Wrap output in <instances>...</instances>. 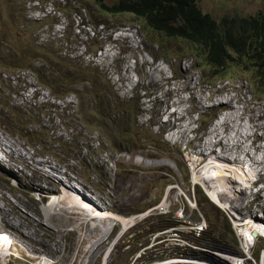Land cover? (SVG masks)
Masks as SVG:
<instances>
[{"label": "rangeland", "instance_id": "rangeland-1", "mask_svg": "<svg viewBox=\"0 0 264 264\" xmlns=\"http://www.w3.org/2000/svg\"><path fill=\"white\" fill-rule=\"evenodd\" d=\"M36 1L15 0L31 20L43 19L42 24L47 26L54 21L57 24L15 37L0 25V230L14 239L21 257L15 260L10 251L0 250V264H210L197 262L207 261L205 258L222 264H254L245 257L242 230L236 228L235 218H248L246 211L234 212L224 201L217 205L204 190V182L195 180L201 167L194 168L197 157L188 140L197 134L205 136L218 113L212 106L205 108L207 104H192L188 92H175L189 67L193 83L199 87L197 92H202L196 93V100L212 93L221 97L222 89L235 90L237 100H232V105L239 111H250L255 125L264 126V94L244 67L211 76L210 68L198 64L196 47L152 34L134 15L103 17L94 13V28H78V18L54 15L52 7H60L56 4L60 0ZM117 1L105 0L104 4L111 6ZM198 7L219 22L264 13V0H200ZM100 22L105 26L97 27ZM53 53H58L62 61ZM31 59L35 62L30 63ZM142 65L146 72L160 66L166 78L173 79L165 85L173 95L166 96L162 90L148 86L139 69ZM68 67L97 69L108 87L100 84L94 99L88 89L79 87L81 102L73 97L63 100ZM178 99L185 101V109L195 110L183 117L170 116ZM188 121L193 122L192 130L201 131L185 140L169 136L171 125L183 126ZM256 134L260 137L264 130ZM197 140L195 145H199ZM13 144L29 152L27 158L16 159ZM260 144L264 146V142ZM29 156L47 165L40 171ZM208 160L219 168L223 180L205 184L218 190L216 194L233 192L225 187L229 163L218 156ZM207 161L202 165L209 166ZM249 175L242 181L243 176L232 174L236 191L255 180ZM66 177L74 179L73 184ZM64 184L70 190L66 191ZM259 186L264 187V178ZM63 191L82 198L88 192L100 204L128 218L129 224L92 221L87 212L75 209L73 214L68 208L58 219L47 218L43 209L55 199L47 192ZM253 191L256 193V188L251 191L255 194ZM4 212L8 214L7 225L1 219ZM255 213L259 221L255 224L263 229L264 210ZM134 225L138 228L130 229ZM106 227L109 233L94 249V257L89 248L100 233L96 229ZM177 229L180 233L174 232ZM262 247L264 238L254 246L253 253ZM225 253L241 254L244 260L231 259Z\"/></svg>", "mask_w": 264, "mask_h": 264}, {"label": "trees", "instance_id": "trees-1", "mask_svg": "<svg viewBox=\"0 0 264 264\" xmlns=\"http://www.w3.org/2000/svg\"><path fill=\"white\" fill-rule=\"evenodd\" d=\"M199 1L118 0L113 5L106 6L105 0H60L56 3H60V7L52 9L54 15L62 13L66 18H78V28H94V13L103 17L134 15L152 34H159L170 40L178 39L196 47L199 53L198 64L210 68L211 76H219L233 66H243L264 92V13L217 22L200 11ZM48 17L46 16L47 19ZM42 20H31L24 7H20L15 0H0V25L6 26V33L12 37L35 34L39 27L49 29L57 24L54 21L47 26L42 24ZM96 26L103 27L105 23L100 22ZM48 47H51V43ZM48 50L50 51L49 48ZM53 55L58 61H62L58 53ZM34 62V59L30 60V63ZM88 69L91 70L90 73L86 72ZM66 72L68 74L63 82L65 87L61 93L63 99L73 95L81 102L79 87L88 89L90 97L94 99L98 95L97 87L100 84L108 87V81L97 69L68 67ZM44 85L50 89L47 83Z\"/></svg>", "mask_w": 264, "mask_h": 264}, {"label": "bare ground", "instance_id": "bare-ground-1", "mask_svg": "<svg viewBox=\"0 0 264 264\" xmlns=\"http://www.w3.org/2000/svg\"><path fill=\"white\" fill-rule=\"evenodd\" d=\"M108 54H107V56H108ZM188 68L187 67L185 68V72H187L185 74L186 75L185 79L182 82H178V85L176 86L175 92L177 94H183L185 92H188L191 94L190 101H192V104L194 101L199 102L202 105L207 104V106L204 105L205 108H207L209 110V108H211V106H212L215 109V111H217V113H218L217 114L218 116H217L216 120L214 121L215 124L213 126H211L210 129H208L209 131L207 132V134L205 136L196 137L198 134L197 135L195 134L196 135V136H194L195 138L191 137V139L188 140L189 145L193 148V150H195V155L198 156L196 162L194 163V168L198 169L199 167H201L198 169V171L196 170L197 173L195 175V180H198V181L201 180L204 183L215 181V179H216V181H222L223 180L222 175L219 173V168L215 166V163L211 162V160H210V162H207V163H210L209 166H208V164L205 166H203L202 164L214 156H218V157L224 159L225 161H227L229 164H228V167L226 168V170H227V173L229 175L227 177L225 176V178H226V183H228V185L226 186L225 183H223V182L222 183H223V185L225 184L226 191L230 189V190H233V192H230V193L222 192V193L216 194V196H217L218 200L226 202L228 204V207H231L232 211L238 212V213H242L244 210L246 211V213H247L246 215L248 216V218H244L245 223L243 226V230H245V232L247 234H249V232H250V235H251L256 230L255 227L257 224H255V223L258 221V216L255 213L256 210H258V211L264 210V187H260V186L256 187V182L254 181L250 184L248 182V185H246V187L236 191L234 185L237 182H235L236 179L234 178V180H233L231 176L233 173L234 174L236 173V175L238 174V176L239 175L243 176L242 181H244V180H246L244 178H247L248 173H249L251 176H254L256 178V181H262L263 180L264 176L262 177V172H264V146H262L260 144V142H264V134L259 137V136H257L256 132L258 130H264V126L263 125H255L256 121L254 120L253 116L251 117L250 111H246V110L239 111L237 107L232 105V100H234V101L237 100V98L235 97L236 95H228V96L232 97L231 100H226L225 97H222V96H227V95H225V92H227L226 89H222L223 95H220L221 97L216 98V96H213L212 95L213 93H212L210 96L206 97L205 99L203 97H199V99L196 100V98H195L196 93L199 94V92L200 93H202V92L201 91L197 92L199 87L194 85V83H193L194 77L191 76V74H190L191 72L189 71ZM139 69H140V71H143V74H144L143 80H145V82H147L148 86L155 87L157 89L162 90L166 96L170 97L173 95L172 93H170L165 88V85H170L173 82V79L171 80V79L166 78V73L164 72L163 69L160 68V66H158V65L153 66L152 70L149 72L144 71V65H142ZM125 72H127V70ZM182 76H181V78H182ZM123 78H124V76H123ZM21 91H22V89H21ZM37 92H40V91H37ZM15 93H16V91H15ZM37 95H38V93L36 94V96ZM20 101H21V99H20ZM25 101H28V98ZM210 103H211V105H210ZM239 103H241L240 100H239ZM19 106H22V105H19ZM174 106L176 107V109L170 113V116L177 114V115H180L181 117H183L184 113L189 114L191 111L195 110V109L192 110V108H191V110L185 109V101L181 100V99H178V101L174 103ZM246 116L249 117L248 120H246ZM192 124H193L192 121H188L183 126L171 125L173 130L171 132H169L168 134L170 137L176 138L178 140L188 139L190 137V135H193L195 133V131L191 129ZM13 126L14 125H12V127ZM174 128H175V130H174ZM195 139H198L197 141L200 140L198 142L199 145L194 144ZM8 141H10V140H8ZM13 146L15 147V149H14L15 151H14L13 155H15V154L17 155V157L15 156L16 159L22 160V159L27 158L26 155H27V153L29 154V152H27V153L24 152L17 145L13 144ZM17 150H19V151H17ZM217 150L219 152H217ZM9 154H11V153H9ZM32 154H34V153H32ZM29 159L32 161L33 165L35 164V166L40 171H42L43 165H45V166L47 165L46 162L40 163V161H39V163H37L32 157H30ZM206 166H208L206 169V173L203 174L202 171L205 169ZM213 169H216L217 172H215ZM239 169H241V171H239ZM250 170H252V171L250 172ZM250 175H249V177H250ZM219 176L221 178H217ZM249 177H248V179H249ZM248 179H247V181H248ZM249 180H251V179H249ZM69 181H71L73 183L75 180L74 179L72 180V178L70 177ZM237 181H239V180H237ZM253 188H256V190H257L256 193L253 191L255 194H253L251 192ZM211 189L214 190L215 188L211 187ZM48 193L55 194V197H54L55 199L53 201L51 200L52 202L50 203V205L45 206V208L43 209V212L47 218H49L51 216V218L57 217V219H58L60 217L59 215L63 214V210L65 211L67 208L69 210H72V209L83 210L81 207L85 205L84 206L85 208H89V209L94 210V212H95L94 217L95 218H99V219H102V218L105 219L108 217L115 218V219L119 220L122 225H125V223L127 222L126 218L119 217V216L115 215L111 210H108L110 208H104V209L98 210V209H95L92 205H90V204L88 205L84 201L85 200L84 197L82 198L81 195H79V194H77V195L81 199L78 198L77 195H74L71 193H69V195H67L68 192H65V191H63L62 193L59 192V194H56L53 192H48ZM229 194H232L233 197H230ZM61 196H65V197L59 198ZM250 196L254 197V201H249ZM85 198H86V196H85ZM3 204H5V203H3ZM2 210H4V209H2ZM6 214H7V212H4V214H3L4 216L1 219L7 225L9 222L6 220L5 216L8 215V214L7 215ZM23 215L24 214H21L20 216L22 217ZM22 218H24V217H22ZM83 219H85V218H83ZM247 219H249V221H247ZM22 220H25V219H22ZM15 223H13V224H15ZM15 225H17V224H15ZM19 225H20V223H19ZM21 225H22V223H21ZM107 227L104 229H100V230L96 229L100 233L97 236L98 237L97 240H95V242H93L89 248V251L91 252L92 256H94V249L99 247L103 243V239L106 238L108 231H109V228H107ZM94 230L95 229L93 227L89 231L91 233H94ZM180 231L181 230L177 229V231H174V232L180 233ZM50 249H51V247H50ZM1 251H0V255L2 254ZM104 255H106V254H104ZM225 255H226V257L230 256L229 253H225ZM205 259L207 261L204 262V260L200 259L197 262H200V263L210 262V264H222V262H218V260H216V259H211V258H205ZM99 262H100V260H99ZM166 264H178V263H174V262L167 263L166 262ZM191 264H194V263H191Z\"/></svg>", "mask_w": 264, "mask_h": 264}, {"label": "clouds", "instance_id": "clouds-1", "mask_svg": "<svg viewBox=\"0 0 264 264\" xmlns=\"http://www.w3.org/2000/svg\"><path fill=\"white\" fill-rule=\"evenodd\" d=\"M104 27V26H103ZM127 30H129V29H127ZM178 40V39H177ZM96 49V48H95ZM101 50V48L99 49V50H96V52H99ZM95 52V53H96ZM93 54H94V52H93ZM152 58V57H151ZM198 61V60H197ZM90 68V67H89ZM238 69V68H240V67H235V66H233V67H230V68H228L227 69V71L228 70H234V69ZM91 69H94V68H91ZM226 71V72H227ZM243 71H245V72H247V74L248 75H250L252 78H253V80H252V82H253V84H254V86L259 90V92H262L261 90H260V88H259V86L256 84V82H255V79H254V77L248 72V71H246V70H244L243 69ZM225 82H227L228 80L227 79H225L224 80ZM234 93V94H233ZM263 94H264V92H262ZM235 95V90H228L227 92H225V95ZM70 97H73V98H75L76 99V97H74L73 95H70V96H68V97H66V98H64L63 100H66V99H69ZM53 98V97H52ZM54 99V98H53ZM57 100H61V99H57ZM214 123V122H213ZM100 129V128H99ZM98 129V130H99ZM198 131H201L200 130V128H198V130H197V132ZM196 132V130H195V134L197 133ZM53 136V135H52ZM197 158H198V156H196ZM207 162H210V160H208ZM57 173H59V171H57ZM66 179H67V177H66ZM67 181H68V183H71V184H73L71 181H69L68 179H67ZM198 181V180H197ZM256 182V186L261 182V181H256V178H255V180H253V181H251V182H249V184L250 183H252V182ZM199 182H197V184H198ZM201 183H202V181H201ZM66 187L65 188H67V190L66 191H68V189L70 190V188L71 187H69V186H67L66 184H64ZM202 185H204V190L206 191V193H207V195H209V198H210V200L211 201H215L216 203H217V205H221V202L222 201H220V200H218L217 199V196H216V193L218 192V190H216V191H213V190H211L210 189V187L207 185V184H202ZM88 192H85V194H84V197L86 196V198H84V199H87V201L86 200H84L88 205L90 204V205H92L95 209H98V210H100V209H104V208H110V209H108V210H111L115 215H117V216H119V217H123V218H126L125 216H122V215H119L117 212H116V210H112L113 208H111L110 206H108V205H104V204H100V202H98L97 200H95V199H93L92 197H90V196H88V194H87ZM47 196H50V197H55V194H51V193H48L47 192ZM49 198V197H48ZM213 200H212V199ZM88 200H89V202H88ZM91 202V203H90ZM82 209H83V211H85V212H87L89 215V217H91V219H92V221H97V222H106V221H118V222H120L119 220H117V219H115V218H110V217H108V218H105V219H99V218H95L94 217V215H95V212H94V210H92V209H89V208H85L84 206H82L81 207ZM75 209H73V211H74ZM81 210V209H80ZM73 211H70V213H73V214H75V211L73 212ZM143 211H140L139 213H142ZM139 213H137V214H139ZM127 219V224L126 225H128L129 224V221H128V218H126ZM236 219V222H237V225H236V228L237 229H240V230H242V236H243V240H244V242H243V246H244V250H245V253H244V255H245V257H247L249 260H251V261H253V263L254 264H261L262 263V261L264 260V247H262V248H260L259 250H258V252H256L255 254L253 253L254 252V246L257 244V242H261V240H262V238H264V228L262 229V228H260V227H257V225H256V227H255V231L250 235V232H249V234H247L246 232H245V230H243V226H244V223H245V220H244V218H235ZM121 223V222H120ZM125 225V226H126ZM124 226V225H123ZM242 227V228H241ZM134 228V230L135 229H137L138 227L136 226V225H134V226H132L130 229H133ZM129 229V230H130ZM177 231V230H176ZM108 233H109V231H108ZM259 240V241H258ZM14 241V239L8 234V233H6L5 231H3V230H0V249L2 250V251H7V252H11V256H12V258H14L15 260H21L20 258V254H19V252L16 250V244L13 242ZM253 250V251H252ZM3 252V253H4ZM247 252V253H246ZM230 254V256H229V258H234V259H238V260H244V257H243V255H241V254H231V253H229ZM232 256V257H231ZM137 260V259H136ZM135 260V261H136ZM261 262V263H260ZM154 264H157V263H154ZM226 264H228V263H226Z\"/></svg>", "mask_w": 264, "mask_h": 264}]
</instances>
